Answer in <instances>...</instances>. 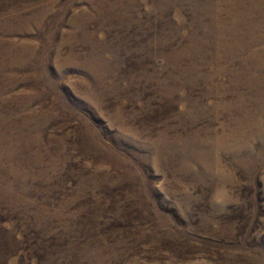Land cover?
<instances>
[{"label": "rangeland", "instance_id": "rangeland-1", "mask_svg": "<svg viewBox=\"0 0 264 264\" xmlns=\"http://www.w3.org/2000/svg\"><path fill=\"white\" fill-rule=\"evenodd\" d=\"M0 264H264V0H0Z\"/></svg>", "mask_w": 264, "mask_h": 264}]
</instances>
